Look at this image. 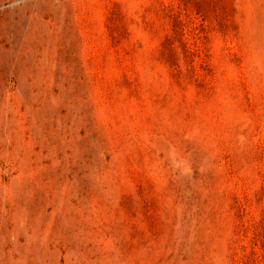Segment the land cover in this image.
I'll return each instance as SVG.
<instances>
[{"label":"rangeland","instance_id":"rangeland-1","mask_svg":"<svg viewBox=\"0 0 264 264\" xmlns=\"http://www.w3.org/2000/svg\"><path fill=\"white\" fill-rule=\"evenodd\" d=\"M0 264H264V0H0Z\"/></svg>","mask_w":264,"mask_h":264}]
</instances>
